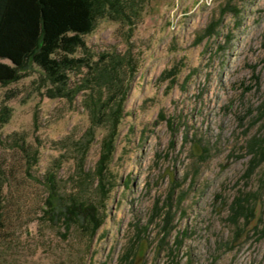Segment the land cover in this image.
Here are the masks:
<instances>
[{
    "label": "rangeland",
    "instance_id": "374dc122",
    "mask_svg": "<svg viewBox=\"0 0 264 264\" xmlns=\"http://www.w3.org/2000/svg\"><path fill=\"white\" fill-rule=\"evenodd\" d=\"M134 6L85 36L76 56L114 67L72 97L36 67L0 86V264H264V0ZM122 83L119 126L98 123ZM74 194L105 204L94 234L65 220Z\"/></svg>",
    "mask_w": 264,
    "mask_h": 264
},
{
    "label": "trees",
    "instance_id": "16d2710c",
    "mask_svg": "<svg viewBox=\"0 0 264 264\" xmlns=\"http://www.w3.org/2000/svg\"><path fill=\"white\" fill-rule=\"evenodd\" d=\"M136 1L0 0V86L7 87L20 82L27 77L29 70L36 67L45 81L53 86L57 96L72 97V74L84 69L86 74L97 80L103 70L110 72L111 69L107 67L113 65L107 63V66L100 67L101 61L103 63L113 57L108 54L95 62L91 57L76 56L80 50L88 51L85 36L94 32L98 20L104 17L105 9L108 8L130 24L133 23ZM124 87L123 83L116 85L112 94L95 106L98 123L105 124L114 118L115 126H119L124 113V103L121 101ZM6 96L5 103L18 95L10 91ZM1 111L0 121L6 124L11 117V109L4 104ZM262 150L264 147L260 146ZM109 152H113V147L109 146ZM105 153L109 155L108 151ZM99 176L104 187L103 172ZM50 186L54 189L58 187L54 176L50 179ZM3 195L0 183V230L4 226ZM104 205L74 194L65 206L68 216L65 213L63 215H66L65 220L69 223H77L83 218L87 229L94 234L103 222Z\"/></svg>",
    "mask_w": 264,
    "mask_h": 264
}]
</instances>
